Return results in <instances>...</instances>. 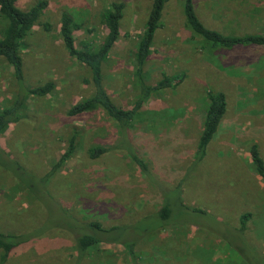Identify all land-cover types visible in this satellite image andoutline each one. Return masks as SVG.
<instances>
[{
	"label": "rangeland",
	"instance_id": "rangeland-1",
	"mask_svg": "<svg viewBox=\"0 0 264 264\" xmlns=\"http://www.w3.org/2000/svg\"><path fill=\"white\" fill-rule=\"evenodd\" d=\"M40 1L47 7L21 50L23 84L51 82L54 89L28 96L20 121L0 136V232L28 238L3 264H132L129 251L116 242L91 247L78 262L75 235L64 225L124 226L129 228L108 239H137L155 219L143 220L137 230L130 226L158 211L165 194L160 187L173 198L179 187L180 203L206 215L190 214L143 234L133 248L138 264H264V182L249 154L255 143L264 160V47L211 50L184 25V0L167 2L144 72L147 84L167 77L169 86L143 104L129 129L148 167L145 176L123 150L87 157L88 147L114 146L119 135L99 113L67 115L92 89L87 68L67 55L59 29L61 15H70L80 26L73 32L76 48H96L107 33L102 13L113 2L124 5L103 86L117 106L131 109L139 94L133 52L151 0H17V7L26 11ZM192 2L208 29L228 36L264 34V0ZM4 25L0 18V35ZM18 89L0 58V110ZM209 91L223 92L227 109L204 158L196 161ZM75 133V154L54 170ZM245 213L251 217L241 231Z\"/></svg>",
	"mask_w": 264,
	"mask_h": 264
},
{
	"label": "trees",
	"instance_id": "trees-1",
	"mask_svg": "<svg viewBox=\"0 0 264 264\" xmlns=\"http://www.w3.org/2000/svg\"><path fill=\"white\" fill-rule=\"evenodd\" d=\"M169 0H151V5L146 22L143 27L142 34L139 36L135 50L133 52L134 76L139 86V94L131 109H123L117 106L105 87L103 86V66L109 58V55L120 37V22L123 18L124 5L120 2L110 4L101 16L102 23L105 26L107 33L100 45L92 48L88 45H83L81 49L75 46L73 32L80 29L72 17L63 13L60 18L59 35L67 55L80 64L84 65L89 72L88 85L92 91L89 96L82 99L80 102L73 105L67 112L69 117H78L91 113H99L108 122L112 123L118 132L119 140L114 146L93 145L87 148L86 155L91 160L101 158L113 149L123 150L126 152V157L129 158L140 172L148 176V167L143 159L138 156L132 146V141L129 133L130 126L135 121L138 112L142 109L143 104L155 93L169 86L166 82L169 79H164L155 85L146 83L144 66L147 63L151 48L154 43L155 35L160 30L164 16L166 14V5ZM235 2L246 0H232ZM261 1V0H257ZM47 7L45 1H40L30 7L26 11H22L17 7V0H0V18L4 22V28L0 35V58L11 67L13 77L19 89L10 106L0 110V136L6 131L9 125L17 124L21 119V111L24 107L28 96L44 97L52 92L54 85L47 82L43 85L27 88L24 86V63L21 50L24 47V40L32 30L33 26L38 22L41 14ZM182 16L184 25L191 33L200 38L206 43L211 50H233L240 47H264V34L245 35V36H228L223 35L212 29H208L199 20L192 0H184L182 7ZM45 30L49 29L48 25H44ZM207 106L204 110L201 133L197 140V145L194 153L196 161L202 160L205 156L207 147L213 139L223 116L226 113L227 104L226 96L223 92L209 91L207 93ZM77 133L73 134L67 143L66 152L60 157L54 167V170L68 161L76 152ZM251 166L256 175L264 182V160L261 157L260 150L257 144L253 143L249 148ZM2 157V151H0ZM0 157V158H1ZM26 179H22V182ZM44 179L40 182L43 184ZM179 188V187H178ZM175 194L174 198L168 196L170 193L163 190L161 206L158 211L150 216L144 217L135 225L130 226L132 230H137L138 225L143 220L155 219V225H150L146 228H141V237L143 234L162 229L164 226L174 224L175 221L186 219L190 214L206 215V212L193 209L190 210L187 206L179 201V193ZM173 198V199H171ZM251 214L245 213L240 217L241 231H244ZM71 223V219H68ZM71 233L75 235V249L77 252V261L83 260L88 250L101 243H121L130 253L131 263L138 264L133 253V248L137 239H121V237L108 239L107 235L112 233H122L129 227H111L103 229V226L98 222H91L84 226H78L74 222L71 225H64ZM28 241V238L23 235L4 234L0 232V264H3L8 256L15 251L19 246Z\"/></svg>",
	"mask_w": 264,
	"mask_h": 264
}]
</instances>
